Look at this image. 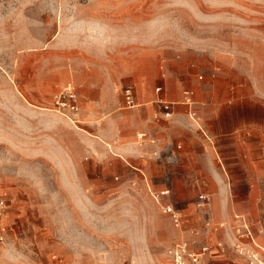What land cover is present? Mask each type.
I'll list each match as a JSON object with an SVG mask.
<instances>
[{"label": "rangeland", "instance_id": "1", "mask_svg": "<svg viewBox=\"0 0 264 264\" xmlns=\"http://www.w3.org/2000/svg\"><path fill=\"white\" fill-rule=\"evenodd\" d=\"M70 83L82 123L53 101ZM261 89L264 0H0V264H167L183 236L201 242L182 214L200 212L196 176L175 192L147 126L183 104L207 135L201 109Z\"/></svg>", "mask_w": 264, "mask_h": 264}, {"label": "crops", "instance_id": "2", "mask_svg": "<svg viewBox=\"0 0 264 264\" xmlns=\"http://www.w3.org/2000/svg\"><path fill=\"white\" fill-rule=\"evenodd\" d=\"M78 94L82 106L79 91ZM184 103L191 111L193 105ZM162 106L169 113L177 111V115L154 120L147 126L156 142L154 156H161L160 160L152 162L154 169L160 167L169 171V185L175 192L188 185V174L194 172L199 191H202L199 200L201 195L208 196V193L213 203L212 213L205 207L196 214L182 212L188 216L186 220L192 219L191 225L204 227L207 220L215 224L223 220L235 223L234 214L242 213L248 217L254 231L264 227V89L256 93L251 90L244 101L230 97L218 99L211 108L210 119L206 115L208 111L201 109L210 133L207 135L196 126H190L186 117L178 115L187 109L183 104ZM79 112L77 122L82 123ZM130 128L134 133L140 125L134 120ZM171 189H166V193L171 194ZM169 201L177 205L173 195ZM201 234L199 240L213 248V254L205 257L207 264H248L231 248L218 250L216 241L226 237L223 229L209 227ZM257 240L264 244V234H257Z\"/></svg>", "mask_w": 264, "mask_h": 264}, {"label": "built area", "instance_id": "3", "mask_svg": "<svg viewBox=\"0 0 264 264\" xmlns=\"http://www.w3.org/2000/svg\"><path fill=\"white\" fill-rule=\"evenodd\" d=\"M125 102L129 106L136 104L135 92L132 86L124 89ZM184 99L188 104H194V91L187 89L184 91ZM53 101L57 108L64 110L73 120L77 118L80 111L79 94L73 84H67L56 90L53 94ZM190 115L195 119L196 111L192 108ZM140 136H144L141 134ZM207 197L201 195L199 206L205 207ZM7 207L6 197L0 195V250L5 243L8 233V226L3 220V215ZM166 212L172 214L175 220H180V213L170 204L163 205ZM235 223H230L227 220L213 223L207 220L202 229L193 231V234L202 233L213 229H223L226 234L225 238L216 241V247L220 251H225L227 248L233 249L237 254L242 256L248 264H264V244L257 240V234H264V227H258L257 232L253 230L252 224L248 217L242 213L234 214ZM212 247L206 242H198L196 239L189 236H183L178 242L168 249L169 262L167 264H207L205 257L212 255Z\"/></svg>", "mask_w": 264, "mask_h": 264}]
</instances>
